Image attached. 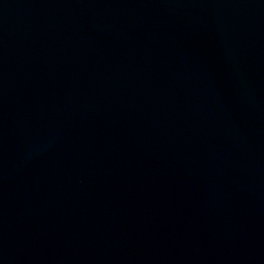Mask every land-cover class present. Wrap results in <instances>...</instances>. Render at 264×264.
Listing matches in <instances>:
<instances>
[{
	"label": "water",
	"instance_id": "obj_1",
	"mask_svg": "<svg viewBox=\"0 0 264 264\" xmlns=\"http://www.w3.org/2000/svg\"><path fill=\"white\" fill-rule=\"evenodd\" d=\"M0 264H264V0H0Z\"/></svg>",
	"mask_w": 264,
	"mask_h": 264
}]
</instances>
